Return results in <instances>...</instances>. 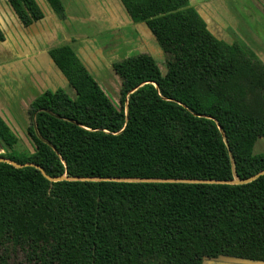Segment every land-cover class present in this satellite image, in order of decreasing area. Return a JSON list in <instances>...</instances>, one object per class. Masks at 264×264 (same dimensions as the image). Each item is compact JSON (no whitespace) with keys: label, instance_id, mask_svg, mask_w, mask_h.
Masks as SVG:
<instances>
[{"label":"trees","instance_id":"1","mask_svg":"<svg viewBox=\"0 0 264 264\" xmlns=\"http://www.w3.org/2000/svg\"><path fill=\"white\" fill-rule=\"evenodd\" d=\"M7 1L24 27L43 17L35 0ZM46 1L66 18L60 0ZM119 1L146 23L165 72L147 52L113 60L114 102L68 44L48 50L74 96L47 89L29 102L31 151L0 116V157L68 179L0 162V264L264 262V174L159 181L264 169V152L253 153L264 61L238 36L217 38L189 0Z\"/></svg>","mask_w":264,"mask_h":264},{"label":"crops","instance_id":"2","mask_svg":"<svg viewBox=\"0 0 264 264\" xmlns=\"http://www.w3.org/2000/svg\"><path fill=\"white\" fill-rule=\"evenodd\" d=\"M35 1L43 17L24 27L7 8L6 1L0 0V26L4 32V40H0V116L15 133L18 143H23L28 150L33 147L26 134L25 109L29 102L47 89L62 88L74 96L66 78L51 60L50 48L68 44L98 84L106 87L118 82L119 77L112 75L110 64L120 54H112V49L117 47L102 48L98 36L112 33L123 41L121 49L162 54L146 23L132 21L119 0H60L66 13L64 20L54 13L46 0ZM263 4L264 0H207L209 13V10L204 12L202 3L192 5L217 38L231 43L235 33L264 61ZM253 13L255 16L251 15ZM129 29L130 36L126 32ZM0 145L4 146L2 141ZM204 264L260 263L208 259Z\"/></svg>","mask_w":264,"mask_h":264},{"label":"rangeland","instance_id":"3","mask_svg":"<svg viewBox=\"0 0 264 264\" xmlns=\"http://www.w3.org/2000/svg\"><path fill=\"white\" fill-rule=\"evenodd\" d=\"M260 2L263 3V1H260ZM191 3L193 5H197V4H201L202 3L203 4L202 7L204 9V12H207L208 10H209L208 13L210 12V9L206 6L207 5V0H191ZM251 15L255 16L254 13L251 14ZM253 16H250V17L253 19ZM256 16L260 17V15H256ZM260 19H262V18H260ZM129 31H131V30L129 29V30L126 31L128 36H130ZM234 36H237V35L234 33L233 37ZM97 41H98V43L101 44L102 48H104L105 50H108V49L110 50V48H115V47L118 48V49H112V50H114L113 51L114 53H112V54H120V55H117V57L114 58L113 60H118V59H120V58H122L124 56H128L130 54H134V53L139 52L137 49H121L122 46L120 44L123 41L121 39H119V38H116L115 34L112 35V33H109V35H108V33H105V34H103L101 36H98ZM104 42H106L105 45H104ZM148 52H150L149 49H148ZM151 56L154 58V60H155V62L157 64L158 69L160 70V72L164 73L165 72V64H164V57H162V54H160V55H151ZM112 75H116V74H114V72H112ZM100 86L102 87V89L106 92V94H108V96L114 102L115 101L117 102V98H118V95H119V88H120L119 78H118V82H116V81L112 82V86L111 87H106V85H103L102 83H100ZM27 117H28V115H27ZM28 122H29V119H28ZM18 146H19V148H18ZM2 147H4V146H2ZM16 148L19 149V150H24L25 149L23 143H17ZM1 150H0V152H1ZM26 150L27 151H31V149H29V150L26 149ZM261 152H264V137L257 138L255 143H254V146H253V153L258 154V153H261Z\"/></svg>","mask_w":264,"mask_h":264},{"label":"water","instance_id":"4","mask_svg":"<svg viewBox=\"0 0 264 264\" xmlns=\"http://www.w3.org/2000/svg\"><path fill=\"white\" fill-rule=\"evenodd\" d=\"M204 19V18H203ZM206 22V21H205ZM207 24V23H206ZM209 29V28H208ZM210 30V29H209ZM38 137L42 140V138L38 135ZM2 149V146L0 145V150ZM0 162H6V163H9V164H12L14 165L15 167H22V166H25V165H32L36 168H38L41 173L49 180H52V181H56V180H61V179H68V177L64 174L62 176H58V177H50L48 176L44 171L43 169L36 165V164H33V163H30V162H25V163H17V162H14L8 158H5V157H0ZM264 174V169H261L260 171L248 176V177H245V178H234L232 180H226V181H217V180H193V179H159V181H179V182H225V183H233V184H244V183H248L254 179H256L257 177H259L260 175H263ZM73 179H90V178H73ZM95 179V178H94ZM99 179H102V178H99ZM103 180H125V181H158L157 179H139V178H103ZM244 260V261H250V262H256V263H260V264H264V262H259V261H251V260H245V259H238V258H231V257H225V256H219L217 258H211L210 260H225V261H230V260ZM208 260V259H206ZM205 262V260H204Z\"/></svg>","mask_w":264,"mask_h":264},{"label":"flooded vegetation","instance_id":"5","mask_svg":"<svg viewBox=\"0 0 264 264\" xmlns=\"http://www.w3.org/2000/svg\"><path fill=\"white\" fill-rule=\"evenodd\" d=\"M6 1V4H7V8L12 12V14H14V12L12 11V9L10 8V6H9V4H8V1L7 0H5ZM39 6V5H38ZM42 11V10H41ZM14 16L16 17V15L14 14ZM16 19H17V21L20 23V21L18 20V18L16 17ZM21 24V23H20ZM22 25V24H21ZM23 26V25H22ZM0 28H1V26H0ZM1 30H2V28H1ZM2 32H3V30H2ZM3 34H4V32H3ZM4 40V39H3ZM125 57V56H124Z\"/></svg>","mask_w":264,"mask_h":264}]
</instances>
